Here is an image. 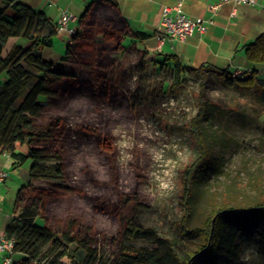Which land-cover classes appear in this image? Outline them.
Here are the masks:
<instances>
[{
	"label": "rangeland",
	"instance_id": "374dc122",
	"mask_svg": "<svg viewBox=\"0 0 264 264\" xmlns=\"http://www.w3.org/2000/svg\"><path fill=\"white\" fill-rule=\"evenodd\" d=\"M7 14L11 16L12 10ZM97 14L111 16L112 11L102 6L97 7ZM67 43L56 42L52 50L64 56ZM123 44V53L111 54L115 62L110 81L120 90L115 103L97 106L78 95L50 100L47 111L63 116L69 130L64 140L66 179L36 184L65 188L47 202L49 213L57 217L66 208L82 217L95 232L92 238L99 257L108 263L120 257L121 216L129 217V211L121 209L120 199L126 195L139 203L145 229L155 230L181 250L186 248L179 234V223L187 215L184 175L198 157L199 177L194 180L189 203L190 227L201 225L220 203L264 199L261 89L230 87L212 72L206 73L204 85L188 73L175 86L170 68L150 57L140 67L137 45L129 37ZM12 48H5L3 56ZM0 78L4 80V76ZM200 111L205 113L199 120L202 149L190 127ZM98 137L113 142L114 154L99 147ZM42 146L30 145L22 151ZM203 150L207 156L200 159ZM100 203L105 207L94 206ZM237 245L238 259L231 264H264V244L258 233H245ZM135 246L144 247L145 242ZM62 262L70 264L67 258Z\"/></svg>",
	"mask_w": 264,
	"mask_h": 264
},
{
	"label": "trees",
	"instance_id": "16d2710c",
	"mask_svg": "<svg viewBox=\"0 0 264 264\" xmlns=\"http://www.w3.org/2000/svg\"><path fill=\"white\" fill-rule=\"evenodd\" d=\"M2 1L0 77L4 76V80L0 78L3 80L0 81V153L11 157L15 169L30 163L29 183L19 189L15 217L5 231L15 241L16 253L11 264H65L62 262L65 258L70 264H231L238 259L237 241L245 233H258L264 244V199L220 203L201 225L189 226V203L194 195V180L199 177V157L184 175L187 215L179 223L180 238L186 243L184 250L155 230L145 229L140 223L142 209L129 195L120 199L123 212L129 211V217L121 216L120 257L109 263L99 257L92 238L95 232L82 217L66 208L59 216L52 217L47 202L57 198L65 188L47 189L36 184L65 181L64 140L69 130L63 116L47 111L50 100H68L71 95H78L97 106L115 103L120 90L110 81L109 71L115 62L111 54L124 52L123 43L131 36L129 26L115 3L101 0L112 15L100 16L98 1L93 2L80 16L78 29L64 56L54 62L47 61L43 51L53 47L57 25L53 27L45 14L35 13L23 0ZM8 10H12L11 16ZM11 38L27 40L31 45L14 46L4 57L3 51ZM244 51L248 61L264 65V33L245 46ZM139 58L138 65L144 68L148 53L140 52ZM159 65L170 68L175 86L188 73L197 76L204 85L206 73L212 72L230 87L235 84L251 89L264 87V83L258 84L257 72L233 78V72L228 69L185 68L175 56H167ZM204 114L200 111L190 124L193 139L201 149L204 134L199 120ZM97 143L108 154H114V145L109 139L98 137ZM38 144L43 146L29 148L27 153L22 151L26 146ZM206 156L203 150L200 159ZM94 206L105 207L103 203ZM138 241L145 242V246L136 247Z\"/></svg>",
	"mask_w": 264,
	"mask_h": 264
},
{
	"label": "crops",
	"instance_id": "0c3cea01",
	"mask_svg": "<svg viewBox=\"0 0 264 264\" xmlns=\"http://www.w3.org/2000/svg\"><path fill=\"white\" fill-rule=\"evenodd\" d=\"M35 13H43L54 27L63 12L75 17L70 27L78 29V21L85 10L96 2V7L106 6L101 0H23ZM115 3L123 19L129 26L130 40L137 48L148 53L156 64L165 61L167 56H175L185 68L208 66L215 70H237L245 74L257 72L258 84L264 83V65L248 61L244 47L252 44L264 33V0H258L257 6L224 4L213 12L210 5L214 0H109ZM182 4L186 15L192 19L202 18L206 25L203 33L197 32L185 41L168 40L161 44L158 40L161 14L164 7ZM3 1L0 0V9ZM109 8L108 6H106ZM110 10V8H109ZM138 34L137 37H134ZM144 36H141L143 35ZM69 41L65 33H58L52 48L43 51L47 61H57L61 56L56 42ZM30 42L20 38L9 39V46L28 48ZM68 46V43H67ZM61 56V57H60ZM55 57L57 59H55ZM211 70V69H209ZM264 95V87L261 89ZM264 101V96H263ZM30 163L17 169L13 168V160L7 154L0 153V170L9 173L5 183L0 186V231L5 232L15 217V200L19 189L29 183ZM35 184V183H34ZM0 264L3 258L0 257Z\"/></svg>",
	"mask_w": 264,
	"mask_h": 264
},
{
	"label": "built area",
	"instance_id": "2783aa9c",
	"mask_svg": "<svg viewBox=\"0 0 264 264\" xmlns=\"http://www.w3.org/2000/svg\"><path fill=\"white\" fill-rule=\"evenodd\" d=\"M232 3L234 5L257 6L258 0H214L210 5V10L216 12L224 4ZM264 9V6H262ZM75 17L69 12H63L57 22L58 33H65L69 37L68 45L72 44V36L76 33V29L70 27V23ZM205 22L202 18L192 19L186 15L182 4L173 7H164L161 14V22L159 26L158 40L161 44L168 40L185 41L188 37L193 36L197 32L203 33L206 30ZM245 75L243 71L237 70L232 73L233 78H241ZM9 173L0 170V186L6 182ZM15 241L8 238L6 232L0 231V257L3 258V264H11L15 254Z\"/></svg>",
	"mask_w": 264,
	"mask_h": 264
}]
</instances>
